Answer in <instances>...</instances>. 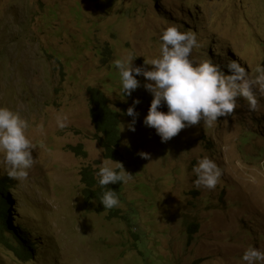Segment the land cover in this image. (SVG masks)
Listing matches in <instances>:
<instances>
[{"label": "rangeland", "instance_id": "1", "mask_svg": "<svg viewBox=\"0 0 264 264\" xmlns=\"http://www.w3.org/2000/svg\"><path fill=\"white\" fill-rule=\"evenodd\" d=\"M171 25L197 34L196 60L218 62L216 52L233 49L248 69L264 65V0H0V106L29 121L37 145L27 179L14 180L9 195L17 205L11 224L29 228L36 256L22 261L0 241V264H244L248 246L264 250V96L256 111L240 98L212 127L201 121L162 142L143 123L153 98L145 78L131 96L119 95L114 60L131 54L144 65ZM91 87L121 113L140 100L136 130L127 128L132 117L122 123L120 163L134 176L121 184L118 209L128 222L84 203L82 168L97 174L118 163L94 137ZM57 114L68 117L63 129ZM79 144L86 158L69 149ZM203 156L222 170L215 189L193 183Z\"/></svg>", "mask_w": 264, "mask_h": 264}, {"label": "clouds", "instance_id": "2", "mask_svg": "<svg viewBox=\"0 0 264 264\" xmlns=\"http://www.w3.org/2000/svg\"><path fill=\"white\" fill-rule=\"evenodd\" d=\"M159 40V55L151 59L145 58L144 65L135 66L133 64L135 58L131 54L115 59L114 65L120 77L118 91L121 99L131 96L132 92L141 86L138 76L145 78L143 87L153 98L146 106L145 110L148 113L143 123L147 127L154 128L162 142H167L182 129L201 121L204 127H212L218 118L228 117L234 113L240 98L246 101L250 111L258 109V95L264 96V65L257 64L254 69H248V65L236 55L237 52L233 49L216 52L215 56L221 58L218 62H214L211 58L196 60L192 58L193 50L202 47L197 34L189 30L181 31L175 25L162 29ZM149 65L151 68L146 67ZM101 92L108 100L107 110L118 116L119 134L123 139V118L132 117L127 128L135 131L139 116V113L135 111V105L139 104L140 100H133L126 113H121L112 106L107 94ZM89 105L91 112V92H89ZM161 108L166 111H162ZM67 121L66 115H56V125L60 129L67 126ZM29 127V121L19 111L0 106V170L17 182L27 179L29 170L36 162L33 150L37 145L29 138ZM38 127L42 128L43 125ZM96 133L101 136L97 128ZM119 151L124 155L123 140ZM138 155L150 159V154L147 152L141 151ZM192 172L196 177L193 183L198 189L201 187L215 189L222 176L221 168L208 156L197 157ZM96 175L101 189H105L109 184H126L134 176L126 171L120 162L115 168L102 165ZM9 195L7 197L12 204ZM99 202L105 210L120 205L117 191L111 188L102 191ZM11 206L12 212H16L17 210L13 209V207L16 208L14 204ZM12 214L10 212L9 215L13 223ZM11 225L14 228L17 227V225ZM30 245L37 246L33 243ZM241 260L244 264H264V250L250 245L243 252Z\"/></svg>", "mask_w": 264, "mask_h": 264}, {"label": "trees", "instance_id": "3", "mask_svg": "<svg viewBox=\"0 0 264 264\" xmlns=\"http://www.w3.org/2000/svg\"><path fill=\"white\" fill-rule=\"evenodd\" d=\"M91 92V118L94 122L97 131L101 133V136L94 134L95 139L99 142V145L103 149L107 159H111L115 162H122L124 156L120 153L119 148L122 142V136L119 134L118 129V116L113 112L107 110L108 100L105 95L97 89H90ZM104 137H103V135ZM69 149L76 152V155L86 157L87 152L83 149L82 145L77 147L69 146ZM89 167V166H88ZM82 183H83V196L84 203L89 209H94L98 214L110 213V215H116L123 213L118 207L105 210L103 205L99 202L100 196L103 190L111 188L117 191L118 198H120V189L122 183L109 184L105 189H101L96 178V170L93 167L82 168L81 170ZM15 189V183L13 179L8 176H0V241L22 261H29L35 258L36 254L33 246L30 245L27 239V232L29 228L23 222H21L16 228L11 225L10 212L12 214V204L7 195L11 193V190ZM17 207L16 204H14ZM16 211V210H14ZM20 218V213H16ZM122 218L127 220V217L123 213ZM128 222V220H127ZM189 237H193L195 231L192 226L197 227L196 223H190ZM6 235L9 237L7 238ZM144 242L141 243L144 247ZM147 251L143 253L145 256Z\"/></svg>", "mask_w": 264, "mask_h": 264}, {"label": "water", "instance_id": "4", "mask_svg": "<svg viewBox=\"0 0 264 264\" xmlns=\"http://www.w3.org/2000/svg\"><path fill=\"white\" fill-rule=\"evenodd\" d=\"M161 110H162V111H166V110H163L162 108H161Z\"/></svg>", "mask_w": 264, "mask_h": 264}]
</instances>
